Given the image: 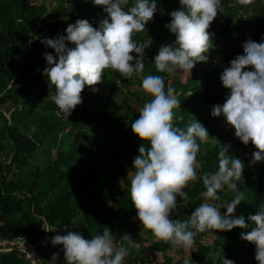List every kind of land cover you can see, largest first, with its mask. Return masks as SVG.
<instances>
[{"label":"trees","instance_id":"1","mask_svg":"<svg viewBox=\"0 0 264 264\" xmlns=\"http://www.w3.org/2000/svg\"><path fill=\"white\" fill-rule=\"evenodd\" d=\"M55 1L56 6L50 9L49 0H0V106L10 105L12 109L10 118L0 111V242L25 238L35 247L37 264H54L51 259L56 253L57 264H66L63 245H44L55 230L70 228L69 231L91 239L108 227L117 243L129 234L138 245L129 250L124 264H185V261L223 264V256L235 264H258L256 246L240 238L242 232L251 228L197 233L191 249L157 240L149 229L150 236L144 239L140 233L144 227L131 202L123 166L134 171L133 160L139 154V147L142 143L149 146L131 130V123L145 104L140 94L131 89L138 86L143 90V77L160 75L165 90L173 88L181 99V108L174 109V125L186 129L197 120L209 132L208 140L200 142L205 155L198 160V179L183 189L188 194L186 200L177 197V209L170 218L187 221L204 202L201 193L205 188L199 177L218 169L219 148L227 146L225 143L230 142L235 132L234 128L225 130L220 126L223 116L213 118L210 114L213 105L222 104L221 93L230 91L221 82L219 89L213 80L221 67L243 54L239 47L245 41L259 43L264 38L262 0L250 3L222 0L226 26L214 33L213 47L206 54L208 58L218 56L217 64L208 66L199 62L186 77L187 72L181 69L169 75L155 68L153 58L159 48L175 41V35L164 27L170 22V15L166 17L162 13L170 14L181 8L179 0H158L153 20L143 32L134 35L140 42L151 40L150 47L145 49L141 78L136 83L131 78H122L116 70L104 69L102 81L85 86L81 93L83 103L67 119L50 99L56 89L44 74V69L50 67L44 54H52L57 61L58 56L41 41L66 35L68 25L77 20L86 19L98 29L107 14L103 6L95 5L92 0ZM65 43L67 47H75L71 42ZM17 58L25 60L21 67L17 66ZM244 70H252V66ZM31 84L38 86V90L32 91ZM225 133L229 138L223 143ZM227 149L230 156L238 158L231 146ZM96 151L104 156L103 161L96 158ZM254 151H257L255 146ZM39 156L44 165H39ZM23 168L27 169L25 178L14 180L12 171ZM236 183L244 193V201L233 217L242 215L250 225L247 217L264 206V161L250 164ZM113 184L118 185L116 193L110 191ZM218 195L220 199L214 203L225 214L227 210L223 206L231 202L234 193L225 188ZM42 226L54 231L46 233ZM210 234L214 236L213 242H205ZM211 253L215 258H211ZM158 256L161 262L156 260ZM0 264L27 262L19 252L12 251L0 254Z\"/></svg>","mask_w":264,"mask_h":264},{"label":"clouds","instance_id":"2","mask_svg":"<svg viewBox=\"0 0 264 264\" xmlns=\"http://www.w3.org/2000/svg\"><path fill=\"white\" fill-rule=\"evenodd\" d=\"M92 2L103 6L107 14L98 29L86 19L77 20L68 25L66 35L41 41L58 56L57 61L52 54H44L50 66L44 69V74L56 89L50 99L66 119L83 103L81 93L85 86L102 81L104 69L116 70L127 80L134 73H142L145 49L151 45V40L140 42L134 35L143 32L153 20L158 0H131V6L130 0ZM179 3L181 8L172 11L170 22L164 25L175 35V41L162 45L153 58L157 72L169 75L177 69L190 73L197 63L207 61L206 54L213 47L214 36L208 30L218 11L223 12L222 0H179ZM66 41L75 47H67ZM242 47L243 54L231 60L230 66L220 74L222 86L230 90L225 102L213 105L210 114L213 118L223 116L225 123L234 128L235 137L244 145L251 142L255 146L257 151L252 153L250 161L255 164L264 161V38L259 43L247 40ZM133 52L135 56L131 55ZM248 66L252 70H244ZM142 88L152 99L143 105L139 117L131 123V130L149 146L142 143L139 147V154L133 160L134 171L129 173L128 180L131 202L143 227L151 230L157 240L184 249L193 247L197 233L251 228L242 232L240 238L256 246L255 260L264 264V206L247 217L250 225L242 215L233 217L244 201V193L239 191L236 182L243 178L245 164L240 158L230 156L227 146L219 148L218 169L199 177L205 188L201 193L204 202L187 221L170 218L177 209V197L186 200L188 194L183 189L198 179L197 154L200 142L208 140L209 132L197 120L186 129L174 125V109L181 108V99L173 88L165 90L162 76L143 77ZM225 188L234 193V198L223 206L227 211L221 214V207L214 202L220 199L218 193ZM51 243L63 245L66 264H124L129 250L138 247L129 234L117 243L108 227L91 239L73 231L57 234ZM58 258L56 253L51 261L57 264ZM222 259L223 264H235L225 256Z\"/></svg>","mask_w":264,"mask_h":264},{"label":"rangeland","instance_id":"3","mask_svg":"<svg viewBox=\"0 0 264 264\" xmlns=\"http://www.w3.org/2000/svg\"><path fill=\"white\" fill-rule=\"evenodd\" d=\"M262 3H263V6H264V0H262ZM47 6L50 9H52L54 6H56V1L55 0H49V2L47 3ZM179 6H180V3H179ZM162 15L166 16V17L169 16V14L166 13V12H163ZM225 26H226V20L224 19V10H223L222 13H220L218 11L217 17L211 23L210 28H209L208 31L211 32V33L217 34L221 30H223ZM239 49L243 51V47L242 46H240ZM131 55L135 56L136 54L133 52V53H131ZM217 61H218V56H214L212 58H208L207 61L204 62V63H207L206 65L209 66V64H211V65L217 64ZM24 62H25L24 58H17L16 63H17L18 67H21L24 64ZM229 66L230 65H226V66L221 67V69L219 70L217 76L213 80V82L215 84H217L219 89L221 88V86H220V84H221L220 83L221 82L220 74L223 72V70L225 68H227ZM188 75H189V72L185 73V77L188 76ZM140 78H141V74L140 73H134L133 76L131 77L132 81H134L136 83H137L138 79H140ZM30 89L32 91H36V90H38V86H36L34 84H31ZM131 90L133 92L139 93L141 98H143L145 100V103L152 99V97L150 95H148L145 92V90H142V89L138 88V86L132 87ZM227 93L228 92L221 93V95H222V104L225 102V97H226ZM189 96L190 95H186L183 100L184 101L188 100ZM0 111L5 112L7 118H10V115L12 113V109L10 108V105L0 106ZM219 124L225 130H228V129L232 128L230 125L225 123V119L224 118L222 120H220ZM227 138H229V136H228L227 133H225L224 137H223V140H222L223 143L226 142ZM117 142H118V139H117ZM225 144L228 147L231 146L232 149L237 153L238 158H240L244 162L245 167L243 169V174H246V172L248 171V169L250 167V164H251L250 161L252 159V151H253L254 145L251 142H249L248 145H244L237 137H235V135H233L231 137L230 142H227ZM202 155H205L204 147H201L200 153L197 154V161L200 159V156H202ZM53 158H54V154H53L51 159H53ZM96 158L99 159L100 161H103L104 156L102 154H99L96 151ZM37 159H38L39 165H44L45 164V162L42 159V157L39 156ZM124 163H125V161H122V164H124ZM198 163L200 164L199 161H198ZM26 170H27L26 168H23V169H20V170L14 169L12 171V176H13L14 180L24 179L25 176L27 175V171ZM123 172H124L123 178H124L125 184L129 188L130 187L129 186L130 181L128 180V176H129V173L132 172V171L128 170L127 166L125 165V166H123ZM117 188H118V185L113 184L111 189H110V191L112 193H116L117 192ZM1 225H2V221L0 219V226ZM46 227L49 229L48 226H46ZM69 230H70V228H63V229L55 230L54 233L50 236L49 241L44 243V245L45 246L52 245V243H51L52 237H54L57 234L61 235L63 233H66ZM140 233H141V235H142V237L144 239H148L149 236H150L149 231L146 228H142ZM213 240H214V236L212 234H210L209 237L206 238L205 242L212 243ZM12 249H18L19 254H21L24 257V260L27 262V264H34L33 258L29 256L30 252L35 255V251H34L35 247L34 246H31L29 243H26L23 240H17L15 242H7V241L3 240V241L0 242V254L3 253V252H6V251H10ZM172 256H174L175 258L177 257L175 254H172ZM156 258H157L156 260L161 262V257L160 256H158ZM211 258H215V254L214 253H211Z\"/></svg>","mask_w":264,"mask_h":264},{"label":"water","instance_id":"4","mask_svg":"<svg viewBox=\"0 0 264 264\" xmlns=\"http://www.w3.org/2000/svg\"><path fill=\"white\" fill-rule=\"evenodd\" d=\"M12 251H15V252H18V249H12L10 251H6V252H3V253H7V252H12ZM30 256L33 258V262L34 264H37V261L35 259V255L33 253L30 252Z\"/></svg>","mask_w":264,"mask_h":264},{"label":"built area","instance_id":"5","mask_svg":"<svg viewBox=\"0 0 264 264\" xmlns=\"http://www.w3.org/2000/svg\"><path fill=\"white\" fill-rule=\"evenodd\" d=\"M45 227H46V226H45ZM46 228H47V227H46ZM47 229H48V228H47ZM43 230H44V229H43ZM44 231H45V230H44ZM45 232H46V233H49V231H45ZM17 240H23L24 242L29 243L28 240H26L25 238H20V237H19V238H17L15 241H17ZM15 241H14V242H15ZM29 244H30V243H29Z\"/></svg>","mask_w":264,"mask_h":264}]
</instances>
